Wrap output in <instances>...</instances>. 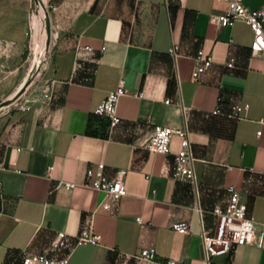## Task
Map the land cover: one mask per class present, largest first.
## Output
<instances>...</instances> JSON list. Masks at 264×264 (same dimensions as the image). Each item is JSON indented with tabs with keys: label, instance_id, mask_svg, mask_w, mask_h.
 I'll list each match as a JSON object with an SVG mask.
<instances>
[{
	"label": "crops",
	"instance_id": "0c3cea01",
	"mask_svg": "<svg viewBox=\"0 0 264 264\" xmlns=\"http://www.w3.org/2000/svg\"><path fill=\"white\" fill-rule=\"evenodd\" d=\"M41 1L35 17L45 51L33 63V53L23 57L26 0H0V71L9 69L0 78V264L24 249L48 252L59 231L71 246L86 227L99 243L75 246L66 264H204L200 233L213 232L211 211L226 206L230 186L264 230V53L250 56L249 26L211 22L210 13L226 8L214 0H48L45 13ZM243 3L253 10L264 0ZM200 49L212 64L193 82ZM120 78L127 94L117 103L121 121L111 128L94 110ZM35 82L52 84L51 100L17 110L11 104ZM220 95L247 103V111L240 119L213 115ZM184 114L195 184L171 177L177 136L168 154L145 148L155 126L181 127ZM99 166L107 179L127 170L126 194L109 211L98 208L104 194L86 174ZM174 222L187 223L188 232L174 231ZM149 248L153 262L139 257ZM210 264H264V240L262 247L233 244Z\"/></svg>",
	"mask_w": 264,
	"mask_h": 264
},
{
	"label": "built area",
	"instance_id": "2783aa9c",
	"mask_svg": "<svg viewBox=\"0 0 264 264\" xmlns=\"http://www.w3.org/2000/svg\"><path fill=\"white\" fill-rule=\"evenodd\" d=\"M214 1L224 3L226 8L222 13H210L209 20L216 23L219 27L232 26L236 22L245 23L252 32L250 56L264 53V3L260 7L250 10L244 5L243 0ZM28 33L29 37L32 38L33 28L31 26L28 27ZM84 49L90 51L91 47L86 46ZM177 50V45H172L168 51L170 55L175 57L177 56ZM193 61L191 80L198 82L211 66L212 59L209 55H204L200 49L194 56ZM225 64L228 68L233 67L234 58H229ZM52 91V84L50 83H47L43 88H32L21 98L20 102L11 105L15 106L19 111H27L30 108V104L34 101L48 103L52 98ZM125 94H127V90L124 86V78H120L116 88L110 90L94 110L97 116L108 120L111 128L118 125L121 121L117 114V103L119 98ZM164 102L169 104L170 100L166 99ZM247 109V103L242 104L232 96L225 101L220 95L211 113L213 115H224L231 119H240L241 113L247 111ZM184 116V123L181 127L155 126L145 142V148L150 153L168 154L170 152L171 140L174 136H177L179 138V149L173 156L171 177L177 181L195 184V158L191 152L186 114ZM256 134L259 135L260 131L258 130ZM2 167L3 163L0 161V168ZM51 170L52 167L50 166L48 168V175ZM126 172L125 168H120L113 179H107L102 175L101 166L95 171L92 169L87 170V177L92 179L90 183L91 188L104 194V200L99 203L98 208L109 211L112 203L126 194L123 181ZM59 186L70 189L74 184L62 182L59 183ZM227 191L229 192V198L226 206L224 208L215 206L211 211L216 216V225L213 232L209 233L202 229L200 233L204 250V264H210L211 258L215 256L226 254L233 244H252L256 247H262L263 245L264 230L256 227L253 217L247 216L246 205L240 200L239 193L234 187H228ZM136 220L139 223H143L141 217H137ZM171 228L181 234L188 232V225L185 222H174L171 224ZM98 243L99 236L93 231L92 227L80 229L75 236V242L71 246L68 243L67 234L64 231H59L56 234V238L50 243L48 252L32 254L26 252L24 249L7 264H66L70 252L75 246ZM63 250H68V252L66 255L58 257L59 253ZM49 253H54L55 256L51 257ZM139 257L144 261H155L154 248L141 250ZM158 264L182 263L168 259L164 263Z\"/></svg>",
	"mask_w": 264,
	"mask_h": 264
},
{
	"label": "rangeland",
	"instance_id": "374dc122",
	"mask_svg": "<svg viewBox=\"0 0 264 264\" xmlns=\"http://www.w3.org/2000/svg\"><path fill=\"white\" fill-rule=\"evenodd\" d=\"M26 3L28 5L27 14L25 16V25H26L27 35H26V46H25L23 57L28 58V60H30L32 53H33V55H34L33 63H36L38 61V59L37 58L35 59V56H37L39 58V56H42L44 54V51H45L44 50V44H43L45 42V34L39 35L38 30H37V34H35V32L33 31L32 38H30L29 37L30 35L28 33V27L29 26L33 27L32 21H34V19L36 18L35 16L38 15V4L39 3L41 4L42 1L41 0H26ZM48 5H49L48 0H45V2L42 4L44 13L46 12ZM37 24H38V20H37ZM34 36H36L35 41H34ZM37 51H38V53H36ZM2 58H3V56H2ZM8 72H9V69L6 66H4L2 71H0V78L3 81H5V77H8ZM38 86H39V82H35L34 86L32 88H37ZM1 91L2 90L0 88V92ZM3 98H4L3 100L6 99V97H3Z\"/></svg>",
	"mask_w": 264,
	"mask_h": 264
},
{
	"label": "bare ground",
	"instance_id": "6f19581e",
	"mask_svg": "<svg viewBox=\"0 0 264 264\" xmlns=\"http://www.w3.org/2000/svg\"><path fill=\"white\" fill-rule=\"evenodd\" d=\"M32 28H33V31L35 32V34H37V30H38V24H37V19L35 18L34 21H32ZM35 37L34 36V41H35ZM36 43V42H35Z\"/></svg>",
	"mask_w": 264,
	"mask_h": 264
},
{
	"label": "water",
	"instance_id": "95a60500",
	"mask_svg": "<svg viewBox=\"0 0 264 264\" xmlns=\"http://www.w3.org/2000/svg\"><path fill=\"white\" fill-rule=\"evenodd\" d=\"M12 96L7 97L2 103L1 106L6 105L10 100H11Z\"/></svg>",
	"mask_w": 264,
	"mask_h": 264
}]
</instances>
